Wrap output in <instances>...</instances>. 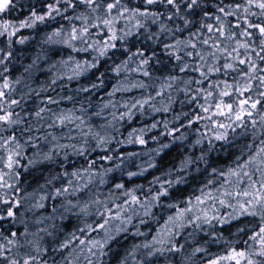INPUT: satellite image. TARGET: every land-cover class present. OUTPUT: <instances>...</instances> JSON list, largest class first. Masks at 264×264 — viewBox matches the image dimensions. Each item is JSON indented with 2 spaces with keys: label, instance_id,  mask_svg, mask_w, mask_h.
<instances>
[{
  "label": "trees",
  "instance_id": "1",
  "mask_svg": "<svg viewBox=\"0 0 264 264\" xmlns=\"http://www.w3.org/2000/svg\"><path fill=\"white\" fill-rule=\"evenodd\" d=\"M210 2L214 5L216 0H204L205 5ZM228 2L230 0H225V3ZM49 3L52 0H12V6L0 13V24L7 22L17 29L10 38L8 33L0 35V58L4 59V63L0 64V84L5 79L11 84L6 92L10 91V99L19 101L12 105L11 110L19 113L21 119L11 128L5 125L0 135H15L22 145L20 167L16 170L19 178L12 190V196L20 201V206L14 209L15 220L11 217L0 220V232L5 236L16 232L22 243L28 240L40 249H47L41 264L44 261L47 264H66L63 257L69 250L54 249L59 248L61 242L68 240L73 233L83 238L84 234L79 229L89 224L95 227L101 222L103 218L97 216L96 212L97 209H104L93 203L94 200L99 199L112 208L113 201L119 205L127 199L122 194L124 190L135 189V194L144 200L156 195L163 185L168 194L159 197L151 207L150 215L144 216L141 212L139 216H133L132 222L126 226L118 220L110 221L108 226L115 238L105 245V255L99 258L98 264H137L143 260L147 250L136 246L158 238L169 217L175 216L178 208H184L186 201L200 195V190L208 181H213L209 187H217L220 178L212 173V169L233 166L241 150L247 153L244 146L251 143V138H240L231 144L213 141L214 146L210 147L207 140L201 138V133H207L204 121L193 124L191 128L186 126L193 112L199 109L195 101L188 103L190 95L186 96L182 91L185 84L181 81L199 79V75L192 71L180 72L182 62L171 58L164 45L175 43L176 39L185 40L199 30L202 20L199 14L188 17L194 22L187 28L180 19L169 21L161 17V22L174 30L175 34L171 36L160 32L157 24L147 21L145 28L115 41H110V32L90 28L87 44L75 40L70 42V47L69 42H65L70 28L80 27V21L74 18L69 20L56 16L55 19L37 21L33 27H19L30 19L33 12L44 14L45 5ZM127 4L130 8H142V0H127ZM151 7L164 11L159 5ZM206 10L211 12L213 9ZM83 11L84 8L79 6L78 12ZM78 12L69 11L65 15L74 17ZM228 19L235 23L233 18ZM203 23L214 21L203 20ZM122 24L116 25L118 37ZM177 27L184 30L177 32ZM60 30H63L60 36H53L54 32ZM205 35L209 34L202 31L201 38ZM21 39L23 43H19ZM105 43H114L115 47L109 48L104 56L98 54L96 47L89 51L80 50L88 45L102 48ZM138 50L143 51L145 56L136 55ZM207 50V46L202 49ZM180 54L183 55L182 52ZM146 57L151 59L142 68L149 72L148 76L137 70L141 67L140 61ZM74 62H80L86 69L79 76H73ZM183 62L192 63L193 60L184 57ZM256 62L264 68V62ZM234 75L232 73L226 77L216 74L211 78L231 80ZM69 76L73 78L69 79ZM172 77L176 80L168 87ZM53 80L55 83H52ZM141 84L145 87H139ZM189 87L199 85L193 83ZM118 88L121 90L115 91ZM157 92L161 94L157 95ZM49 99L57 102L49 103ZM145 99L154 107L149 104L142 109L139 105L132 107L133 102ZM165 107L168 108L167 112L163 111ZM41 109L44 111L37 117L36 112ZM129 109L131 118L125 116L123 120L118 119ZM61 112L74 113L84 120V124L81 128H76L74 124L49 127L53 114L59 115ZM113 114L117 119H113ZM153 124H156L155 128H152ZM177 128L179 131H176ZM81 129L87 135H83ZM141 129L145 130L143 139L146 143H129L130 138L136 140ZM169 131L174 134L170 136ZM96 133L109 142L98 147V140L94 138ZM198 139H201L200 144H196ZM80 149L83 151L80 152ZM201 156L205 159H199ZM73 172L78 173L80 178L73 177ZM86 181L87 187L75 194L54 196L58 189L68 188L71 192L73 187L84 185ZM116 184H123L124 189H116ZM68 201L77 205L70 212L65 211ZM38 204L44 207H37ZM85 204L88 205L87 211L82 212L80 209ZM8 207L7 204H0V216H6ZM217 209L216 214L226 222L213 219L211 225L183 227L172 241L178 248L183 246L180 251H165L145 264H208L214 257L226 255L231 247L245 249L243 241L259 229V218L241 216L231 219L230 208L217 205ZM212 215L214 213L210 211L209 216ZM117 227H126L127 231L117 233ZM137 232L143 235H137ZM90 236L103 239V230L92 232ZM75 243L78 241L74 242L73 247ZM32 245L20 248V253L25 254ZM163 247H169L167 240ZM197 248L204 251L197 252ZM253 259L260 260L259 257Z\"/></svg>",
  "mask_w": 264,
  "mask_h": 264
},
{
  "label": "snow or ice",
  "instance_id": "2",
  "mask_svg": "<svg viewBox=\"0 0 264 264\" xmlns=\"http://www.w3.org/2000/svg\"><path fill=\"white\" fill-rule=\"evenodd\" d=\"M156 5L163 7L164 11H156L151 7ZM11 6L12 0H0V13L5 12ZM79 6L84 8L83 12H78ZM45 8L44 14L33 12L30 19L22 22L19 27H33L37 21L55 19L56 16L69 20L74 18L80 21V27L71 26L65 41L69 42L70 47L72 46L70 42L75 40L87 44V40L90 38V28L110 32V41H115L118 38L123 40L125 37L133 35L139 29L145 28V22L151 21L158 25L160 32L171 36L175 34L174 30L161 22V17L169 21L180 19L185 28L194 22L188 19L189 16L195 17L199 14L202 17L199 30L193 32L189 38L176 39L175 43L164 45V49L171 58L182 62L179 67L180 72L192 71L199 75V79L181 81L185 84L182 91L186 96L190 95L188 103L195 101L196 107L199 109L198 112H193L186 126L191 128L193 124L204 121L207 133H201V138L206 139L210 147L214 146L213 141L231 144L240 138L249 137L251 143L244 146L248 150L247 153L241 150V155L236 158L233 166L226 169H212V173L220 178L217 187H209L213 181H208L205 187L200 190V195L186 201L184 208H178L176 215L169 217L162 232L158 234V238H154L150 243L136 246L147 250L143 254V260L137 264L150 262V258L157 254L163 255L165 251H180L183 246L178 248L172 241L175 235L179 234L180 229L187 225H195L196 228H199L202 224L211 225L213 219L217 222H226L216 214L218 212L217 205L230 208L232 210L229 213L231 219L241 216L257 217L261 223L259 229L243 241L245 249L238 250L231 247L226 255L214 257L208 264H264V75H261L264 73V68L256 62L257 60L264 62V0H236V2L230 0L228 3H225V0H216L214 5L211 2L205 5L204 0H142V8L128 7L127 0H52V3L46 4ZM207 8L213 10L209 12L206 10ZM69 11L78 12V14L68 17L65 14ZM229 17L233 18L235 23H231ZM203 20H211L214 23H203ZM121 22L123 24L119 29L118 37L116 25ZM10 28L13 31L10 32ZM15 30H17L15 25H10L7 22L0 24V35L8 33L10 38L15 34ZM183 30L179 27L175 29L177 32ZM61 31L63 30L54 32L53 36H60ZM202 31H206L209 35L201 38ZM49 39L51 40V37ZM23 42V39L19 40V43ZM204 46H207V51H202ZM92 47H96L98 54L104 56L109 48L115 47V44L105 43L102 48L88 45L80 50L89 51ZM181 52L183 55L180 54ZM136 55L145 56L144 52L139 50ZM184 57L192 58L193 62H183ZM150 59L151 57L143 58L140 61L141 67L137 69L143 71L144 76H148L149 72L144 70L142 65H147ZM221 61L223 62L221 63ZM3 63L4 59L0 58V64ZM74 64L73 76H79L82 71L86 70L80 62H74ZM92 66L88 65V67ZM116 71L119 72L120 69L117 68ZM232 73L235 75L231 76V80H213L211 78L216 74L227 77ZM68 78L72 79L73 77L69 76ZM170 79L168 87H171L176 80L175 77ZM52 83H55V80ZM193 83L199 87H189ZM136 86L133 85V87ZM139 87L145 86L141 84ZM10 88L11 84L7 79L3 84H0V132L4 130L5 125L11 128L21 122L19 113H14L11 110L12 105L18 104L19 101L10 99V91L6 92ZM84 90L87 91V89ZM120 90L118 88L115 91ZM160 94L161 92H157V95ZM48 102L56 103L57 101L49 99ZM145 104H149L148 99L135 101L132 103V107L135 108L139 105V108L142 109ZM149 106L154 107L151 104ZM124 107L127 108L128 105L125 104ZM154 110L159 111L160 109ZM43 111L44 109H41L36 112V116L40 117ZM163 111L167 112L168 108H163ZM184 115L187 116L188 113ZM125 116L131 118L130 109L121 114L118 119L123 120ZM113 119H117L114 114ZM76 121L79 123L77 124ZM68 124H74L76 128H81L84 120L74 113L61 112L59 115L53 114L49 127L67 126ZM155 127L156 124H153L152 128ZM144 131L141 129L136 140L133 141L130 138L128 142L146 143L143 139ZM176 131H179V128ZM81 132L83 135H87V133H83L82 129ZM168 134L171 136L174 133L169 131ZM94 138L98 140V147L109 142L108 139L100 137L99 133H96ZM53 139L55 140V137ZM200 143L201 139H198L196 144ZM59 147L67 146L60 145ZM79 151L82 152L83 149ZM21 156L22 145L15 135L10 137L0 135V204L9 206L5 210L6 216H0V220L9 217L15 220L14 209L20 206V201L12 196V190L18 182L19 173L16 170L20 167ZM105 159H111V157H105ZM199 159L203 160L205 157L201 156ZM187 163H191V161ZM71 175L80 178L76 172ZM130 175H136V173H130ZM69 183L71 184V182ZM87 183L86 181L84 185L73 187L71 192L68 188L58 189L54 196L75 194L82 188H86ZM115 188L124 189V185L116 184ZM135 191V189L124 190L122 194L127 199L119 205L113 201L112 208L99 199L94 200L93 203L104 209L103 211L97 209L96 212L97 216L103 218L101 222L97 223L95 227L89 224L85 228L79 229L84 234L83 238L73 233L54 251L69 250L63 257L66 264H83V262L98 264L99 258L105 255V245L115 238L108 227L110 221L118 220L121 225L126 226L132 222L133 216H139L141 212L144 216H148L151 214V207L159 200V197L168 194L163 185H161V190L156 195H152L150 199L142 200L135 194ZM37 207L42 208L44 205L38 204ZM75 207L77 205L68 201L65 211L70 212ZM87 207L88 205L85 204L80 210L86 212ZM210 211L214 215L209 216ZM141 223L144 221L141 220ZM101 230L104 234L103 239L91 238L92 232ZM121 231H127V228H116L117 233ZM136 234L143 235L139 232ZM24 235L26 236L27 233ZM166 240L169 247L164 248ZM76 241L78 243H75L73 247ZM26 245H32V242L25 240L22 243L16 232L10 233V236H5L0 232V264H41L43 253L47 249H40L37 245H32L31 250L22 255L19 250ZM156 245H161V247H156ZM196 251L204 250L197 248ZM93 257L96 258L95 261ZM253 257H259L260 260H254ZM43 264H47V261H44Z\"/></svg>",
  "mask_w": 264,
  "mask_h": 264
}]
</instances>
